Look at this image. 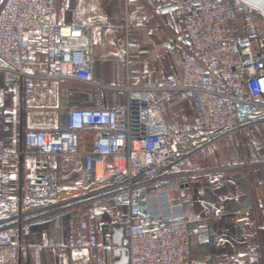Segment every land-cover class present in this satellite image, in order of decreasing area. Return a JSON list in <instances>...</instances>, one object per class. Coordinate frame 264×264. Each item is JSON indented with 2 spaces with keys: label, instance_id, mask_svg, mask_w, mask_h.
<instances>
[{
  "label": "built area",
  "instance_id": "2783aa9c",
  "mask_svg": "<svg viewBox=\"0 0 264 264\" xmlns=\"http://www.w3.org/2000/svg\"><path fill=\"white\" fill-rule=\"evenodd\" d=\"M145 2L153 13L146 31L166 37L156 61L176 62L160 76L147 68L134 70L126 48L124 76L114 85L95 76L97 29L91 19L82 25L56 22V0H0V84L17 100L8 107L6 93L0 92V120L20 123L22 102L54 81L87 85L101 101L61 111L55 129H23L20 147L0 139V162L26 157L28 150L46 161L45 171L24 178L21 197L6 195L8 177L0 167V190L13 219L23 202L44 210L58 205V159L76 162L88 186L97 187L75 206L68 244L57 247L73 251L75 264H115L116 246L99 239L111 206L126 210L122 226L129 264H195L191 240L198 231L185 215L194 202L187 193L189 180L206 177L215 196L233 181L235 169L264 163L245 158L194 163L201 149H213L221 138L264 125V15L243 0ZM167 12L178 19L179 30L164 20ZM128 16L126 30L133 26ZM109 93L124 101L105 105ZM186 102L191 116L166 117ZM207 134L214 136L201 141ZM236 146L244 149L241 140ZM249 213L236 211L241 219ZM220 218L215 214L216 221ZM23 229L22 223L0 227V264H19L26 246ZM231 264L262 263L255 254L236 256Z\"/></svg>",
  "mask_w": 264,
  "mask_h": 264
},
{
  "label": "crops",
  "instance_id": "0c3cea01",
  "mask_svg": "<svg viewBox=\"0 0 264 264\" xmlns=\"http://www.w3.org/2000/svg\"><path fill=\"white\" fill-rule=\"evenodd\" d=\"M109 6L108 1L99 5L97 2L92 4L90 0H56L54 16L56 22L82 25L89 19L93 23L98 19L107 23L95 24L97 29L95 75L96 68L98 71L104 68L110 75L120 70L124 74L126 48L130 50L134 70L147 68L154 70L158 76L170 72L176 61L158 63L155 59V53L164 47L166 37L164 33L150 36L146 31V27L153 22V13L145 0H131L127 13L133 21V26L128 30L125 29V25L115 22ZM163 18L179 30L178 19L171 13H164ZM121 28L125 29L124 50L119 49L114 43L118 40L117 34L121 37ZM88 87L75 81L62 80L54 81L50 89L37 90L30 100L22 102L20 123H16L12 117L0 120V139L5 140L10 146L20 147L22 146L20 132L23 129L52 130L58 125L61 111L100 104V100L89 106L81 102L80 97L88 92L86 89ZM1 91L6 93V105L15 106L17 100L10 89L0 84ZM110 94L104 102L102 101L105 105L115 107L124 101L122 97ZM174 109L181 107L176 105ZM82 138L91 140L92 136L83 135ZM243 158L250 163L264 161V151L201 149L194 157V163L197 166H205L235 162ZM56 165L61 177L58 185V205L53 209L44 210L41 205L23 202L18 219H13L7 213L5 194L0 190V208L5 212L0 211V227L18 223L24 225L26 246L21 251L19 264H75L73 251L67 249L61 252L57 247H65L68 244L71 234L70 219L75 206L88 201V194L97 187L88 186L83 171L76 162L58 159ZM0 167L8 177L6 195L21 197L20 188L24 178L45 171L46 161L43 156L28 150L26 157L0 162ZM187 193L192 195L194 202L185 207V215L198 231L191 240V259L195 264H231L236 256L250 258L255 254L258 255L259 262L264 261V163L235 169L233 181L221 186L215 196L207 188L206 177L190 179ZM239 209L248 210L250 212L248 217L239 218L236 215ZM114 210L117 208L111 206L105 215V225L99 234L102 242L112 240L114 224L118 223L117 215L112 213ZM215 214H221L217 221ZM75 218L78 221V215H75Z\"/></svg>",
  "mask_w": 264,
  "mask_h": 264
},
{
  "label": "rangeland",
  "instance_id": "374dc122",
  "mask_svg": "<svg viewBox=\"0 0 264 264\" xmlns=\"http://www.w3.org/2000/svg\"><path fill=\"white\" fill-rule=\"evenodd\" d=\"M90 1L92 2V4L94 2H97L99 5L102 2H107V1L110 2L109 8L111 9V13L114 15V17L116 19L115 22H118V24H121L122 26L126 25L127 8L130 9L131 0H90ZM97 13H98V10H97ZM128 21L131 22L130 16H128ZM101 23L107 24V23L101 22L98 19H96V21L94 22V24H98V25L99 24L101 25ZM103 30L104 29H102L101 31L103 32ZM124 30H123V28L120 29L121 37L119 36V34H117L118 35V40L116 41L117 43L114 42L115 46H117L119 49H122V50H124V47H125V45H124L125 40L123 39ZM112 43H107V44L111 45ZM101 65H102V63H101ZM97 71H98V68H96V75H95L98 80H101L103 82H112V84H116L119 81H122L123 76H124L122 70H120V72H118L116 74H111V75L108 72H105L104 68H100L99 71L98 72ZM86 89L88 92L81 95V97H80L81 102H83L87 106L94 105V104L98 103V100H99V98L97 96L98 94L93 92V90L89 87ZM110 95H113V94H110ZM119 98H121V97H119ZM180 107H181V109H173L170 112H166V117L172 118V117H180L182 115H188V116L192 115V110H191V106L189 103L186 102ZM212 136H214V135L213 134H207L205 137L210 138ZM208 138L201 140V141H207ZM237 140H241L244 143V149H261V151H264V125H256L250 129L242 131V133L227 136L224 139H222L221 141H219L215 147L210 146L209 148H213V149H243V148L236 146ZM206 149H208V148H206ZM117 210H114L112 213H113V215L114 214L117 215V221H118L117 224H119L121 226L126 222V219H127L126 210L123 208H117ZM0 211L4 212V209L0 208ZM12 225H14V224H12ZM262 263H264V261H262Z\"/></svg>",
  "mask_w": 264,
  "mask_h": 264
},
{
  "label": "water",
  "instance_id": "95a60500",
  "mask_svg": "<svg viewBox=\"0 0 264 264\" xmlns=\"http://www.w3.org/2000/svg\"><path fill=\"white\" fill-rule=\"evenodd\" d=\"M255 8H257L264 15V0H243ZM112 242L116 246L114 254L116 257L115 264H129L127 240L124 237V226L113 228Z\"/></svg>",
  "mask_w": 264,
  "mask_h": 264
},
{
  "label": "trees",
  "instance_id": "16d2710c",
  "mask_svg": "<svg viewBox=\"0 0 264 264\" xmlns=\"http://www.w3.org/2000/svg\"><path fill=\"white\" fill-rule=\"evenodd\" d=\"M118 226H119V224H118ZM262 263V262H261ZM262 264H264V263H262Z\"/></svg>",
  "mask_w": 264,
  "mask_h": 264
}]
</instances>
